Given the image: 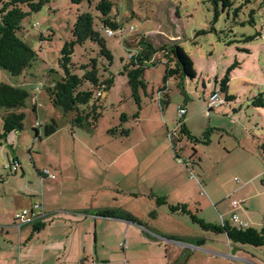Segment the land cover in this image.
I'll use <instances>...</instances> for the list:
<instances>
[{
  "label": "rangeland",
  "instance_id": "obj_1",
  "mask_svg": "<svg viewBox=\"0 0 264 264\" xmlns=\"http://www.w3.org/2000/svg\"><path fill=\"white\" fill-rule=\"evenodd\" d=\"M109 1L114 11L118 9L124 37L120 34L112 37L103 34L106 48L113 58L108 67L109 73L105 76H114V85L98 102L101 105V118L97 128L92 131L76 130L75 134L72 133L71 113L63 115L48 102L45 93L39 91L48 76L56 78L58 73L50 71H59L57 62L60 51L71 40L76 16L87 12L88 4L72 5L70 0H48L41 11L31 13L22 22L23 30L19 38L37 57L32 67L19 77L0 71V83L21 87L30 95L22 110L25 119L19 134L13 133L4 139L1 136L3 131L0 119L1 219L12 222L15 209L28 207L19 205L21 194L28 191L41 192L43 182L38 177L37 167H47V163L54 161L70 168L72 174L73 166L78 163L82 171H90L92 174L99 169L100 175L105 177V183L114 185L117 181V172L111 165L114 156L126 146L133 145L134 157H131L137 159V171L146 172L148 176H162L160 182L153 179L148 183L156 192H151L140 181L137 184L139 187L135 188L136 193H142L137 201H133L135 198L128 194L115 193L120 206L145 216L140 220L143 230L153 229L149 224L147 226L151 221L162 229L163 214L168 213L173 220L171 226H178L180 231L183 229L185 235L200 236L206 246L214 247L211 243L216 237L220 254L234 259L240 253H245L242 256L251 262L253 257L264 262V246L253 248L230 244L222 234L206 233L187 216L172 213L169 209L170 206L184 204L206 223L221 224L222 217L231 225L238 226L232 221V216H236L238 221H246L253 228L264 229V153L260 150L264 143V107L258 106L256 100L261 94L264 102V0H236L235 7L242 6L238 18L233 20L232 13L228 17L221 14L216 22H213L212 6L206 0ZM251 10L255 12L254 28L246 23ZM91 13L98 16L92 8ZM130 27L133 31H130ZM256 32L261 33V36L249 43L243 42ZM139 36H146L154 43L174 41L191 60L196 78H170L165 82L164 63L158 56H154L143 75L145 88L138 91V107L127 79L120 75V71L126 61V50L129 47L135 48ZM87 46L74 47V63L85 62L80 56ZM93 50L97 51L95 47ZM226 76L227 94L234 97V100L209 111L206 101L212 92L220 93L223 100L225 98L221 82ZM34 102L36 108L32 113L31 104ZM181 107L187 109L186 125L194 137L200 138L199 142L189 140L179 129L175 132L178 109ZM137 113L139 117L135 120L133 116ZM121 116L127 117L122 128L128 130L129 134L123 138L119 132H114L118 134L115 138L109 131L120 125ZM53 120L58 129L55 134L45 137L44 127ZM182 123L185 124L183 120ZM34 128L39 132L37 138ZM206 132L208 134L203 138ZM91 135L100 144L98 152L93 146H88ZM97 155L102 158L95 159L96 162L91 161ZM11 157L17 159L19 164L15 171L9 168L13 160ZM84 159L88 162L84 163ZM259 173L260 177L253 183L241 188L247 177ZM41 174L47 179H56V175L47 169L42 170ZM163 182L170 187L178 186L180 192L169 191L171 194H164L166 190ZM249 195L255 196L247 202L244 197ZM107 196L109 203V199L113 198ZM37 198L32 200L38 201ZM156 198L167 200V204L160 206L161 212L158 213L161 216L157 219V213L151 210L154 204L158 206ZM29 199L24 197L25 201ZM37 205L42 220L46 214L41 203ZM242 213L250 218H243ZM139 226L138 231L110 228L103 248L105 255L97 258L95 263L246 264L236 259L231 261L204 253H189V249L184 253L182 250L175 254L168 253L166 258V248L171 244L159 237H154L156 240L152 241ZM246 226L244 224L241 227ZM12 236L17 240V233ZM2 241L0 235V245L4 244ZM122 244H126L125 250L120 249ZM102 259H106L107 263Z\"/></svg>",
  "mask_w": 264,
  "mask_h": 264
},
{
  "label": "trees",
  "instance_id": "obj_2",
  "mask_svg": "<svg viewBox=\"0 0 264 264\" xmlns=\"http://www.w3.org/2000/svg\"><path fill=\"white\" fill-rule=\"evenodd\" d=\"M206 1L212 6L213 22H216L221 14H226L228 17L230 13L234 20L238 18L239 12L242 10L241 5L235 7L236 0ZM70 2L72 5H81L85 2L89 9L76 16L71 29V40L66 42L60 51L57 62L59 71H50V73H58L56 78L48 76L47 81L40 85L39 91L44 92L48 102L55 109L60 110L63 115L68 116L71 113L70 124L72 133H75L76 130L92 131L97 128L101 118V105L98 102L114 85V76H105L106 73H109L108 67L113 58L105 45L104 30L109 29L114 32L113 35L120 34L122 36L124 28L118 18V9L114 11L113 4L109 0H98L97 2L94 0H70ZM47 3L48 0H0V71L13 77H19L32 67L37 55L19 38V34L23 30L22 22L31 13L41 11ZM91 8L98 16L91 13ZM254 15V10H251L248 14L249 19L246 21L253 28L255 27ZM244 24L245 22L242 23V25ZM259 36L261 33L256 32L254 36L245 38L243 42L249 43ZM85 45H92L91 47L87 46L80 56L81 60L84 59L85 62L74 63L72 61L74 47H84ZM94 47L97 51L93 50ZM126 52V61H124L120 75L127 79L132 97L138 107L140 102L138 91L145 88L143 75L154 56H158L164 63L165 82L170 78L180 80L196 78L191 60L174 41L154 43L146 36H139L135 48L129 47ZM230 69L227 71L228 73ZM227 90L228 78L226 76L221 82V91L226 94L225 103L234 100V97L227 94ZM261 96L259 94L256 100L258 106L264 107ZM29 97V93L21 87L0 83V119L3 131L1 136L4 139L11 133L22 131L25 119L22 110ZM32 107L36 108L35 102ZM32 110L34 111V109ZM138 117L139 113L135 114L133 119L138 120ZM119 119L120 125L115 130H110L109 134L111 133L116 138L118 134L115 133L119 132L120 137L126 138L129 131L122 128V123L127 120V117L121 116ZM57 129L58 126L53 120L44 127L43 135L45 137L53 135ZM178 129L189 140L199 142L200 138L194 137L181 120H178L175 132ZM33 130L35 138L39 137L38 130L36 128ZM207 134L208 132L204 134L203 138ZM260 150L264 153V143L260 146ZM156 203L158 206L165 205L167 200L156 198ZM169 209L172 213L187 216L194 225L199 226L206 233L224 234L230 244L253 248L264 246V229L234 226L228 221L221 224L206 223L197 218L184 204L170 206ZM99 215L103 218L121 219L141 224L139 220L120 209L103 210ZM43 227L44 225L41 223L34 224L33 233H38ZM198 244H202V242H198Z\"/></svg>",
  "mask_w": 264,
  "mask_h": 264
},
{
  "label": "crops",
  "instance_id": "obj_3",
  "mask_svg": "<svg viewBox=\"0 0 264 264\" xmlns=\"http://www.w3.org/2000/svg\"><path fill=\"white\" fill-rule=\"evenodd\" d=\"M104 96L105 94L103 97ZM183 108L184 107H181V109ZM32 109L34 108L31 107V110ZM185 110L186 114L181 121L183 120L185 123L184 125L188 128L190 133L193 134L186 125V120H188V118H185L187 109L185 108ZM33 112L32 110V113ZM35 112L37 114L38 111L36 110ZM90 139V144H88V146L91 148L93 146L96 152H98L100 144L94 136L91 135ZM133 150L134 146L129 145L115 154L111 164L115 167V171L117 172V179H115L117 181L114 185L110 182L105 183V177L102 176L103 174L100 175L99 169H96L95 173L92 174L90 171H82L78 163L73 166L72 172L74 173L72 174L70 168L57 164V162L54 161L47 163V167H37L36 171L38 177L41 182H43L41 185V192L28 191L26 194L23 193L20 198H18V202L21 207L25 205L28 206L20 210L30 209L33 205L41 203L43 211L46 214V217L40 222L44 227L35 234L32 230L33 225L22 226L18 229L13 219L14 214L20 211L18 209H15L16 212L12 216V222H8L6 219L3 220L0 217V235L2 240H4L2 241L4 244L0 245V264H96L95 261L97 258L105 255L103 254V248L106 246L105 240L108 238L110 228L116 230L127 228V231L130 229L138 231L137 227L140 225L139 223L121 219L103 218L99 215L103 210L120 209L129 213L139 221L145 218L144 215H138L136 211L120 206L119 200H117L115 196L116 192H119L121 195L128 194L130 197L135 198L133 201H137L138 196L142 194L136 193L135 190V188L139 187L137 184H139L140 181L145 183L144 185L148 186L151 192H156L155 188L152 187V185H148V183L153 179H155L153 181L156 182H160L162 179L160 175L148 176L146 172L139 173L136 165L137 159L134 160V158L131 157L133 156ZM99 158L102 157H98V155L94 156L91 161L96 162L95 159ZM10 159L15 158L11 157ZM15 160L17 161V159ZM87 162L86 160L84 161V163ZM45 169L56 175V179L50 180L43 176L41 173L42 170ZM260 174L261 173L247 177L248 179L245 185L241 186V188L244 189L248 184L253 183L258 176L260 177ZM164 184L165 182L162 183V185ZM166 184V191L164 194H171L168 193L169 191H174L176 193L180 192L178 186L170 187ZM237 190H239V188ZM107 195H110L109 198H113L109 199V203ZM25 196L30 199L25 201ZM254 196L255 195L245 196L244 200L249 202ZM34 197H38V201L32 200ZM159 209L160 206H155V204L151 207L152 212L157 213L155 216L156 219L161 216L159 215L161 212ZM163 215L164 220L161 225L163 226L162 229H159L153 221L147 223V226L149 224L153 229L143 230L141 225L139 227L142 232L147 233V235L151 237L152 241L153 239L156 240L154 237H159L161 240L171 244L166 248V258L168 253L175 254L181 250L185 252L189 249V253H204L212 257L218 256L223 259H230L231 261L236 259L246 264H264L263 261L256 257L251 258L253 262L245 259L242 256V254L245 253H240V256H235L234 259L220 254L217 250L216 237L213 243H211L214 247H208L200 236L185 235L183 229L180 231L178 226H171L173 220L171 218L172 216H169L168 213ZM242 217L245 219L250 218L246 213H242ZM220 219L222 223L225 221L222 217H220ZM239 221L250 226L246 221ZM15 233H17L18 236L17 240L12 236V234L15 235ZM222 236L226 239L224 234H222ZM226 241L228 242L227 239ZM198 242H202L203 244H198ZM152 244H154V242H152ZM172 244L174 246H172ZM125 245L126 244H122L120 249L125 250ZM246 255L249 257L248 254ZM102 260L107 263V261H105L106 259Z\"/></svg>",
  "mask_w": 264,
  "mask_h": 264
},
{
  "label": "built area",
  "instance_id": "obj_4",
  "mask_svg": "<svg viewBox=\"0 0 264 264\" xmlns=\"http://www.w3.org/2000/svg\"><path fill=\"white\" fill-rule=\"evenodd\" d=\"M130 31H133L132 27H130ZM104 33L108 37H112L114 34V32L109 29L104 30ZM123 37H124V34H123ZM223 103H224V100L221 98V95L218 92H212L206 101L208 110L215 109L223 105ZM185 114L186 112L184 109H181V108L178 109L179 120H181ZM18 166L19 164L17 163V161H14V160L10 161V164H9L10 171H15ZM233 205H235V203H233ZM14 221L18 229L21 228L22 226L34 225V224L40 223L41 217L39 216L38 205L35 204L32 206L31 209H23V210L16 212L14 214ZM232 221L240 227L244 225L242 222L237 220L236 216H232Z\"/></svg>",
  "mask_w": 264,
  "mask_h": 264
},
{
  "label": "water",
  "instance_id": "obj_5",
  "mask_svg": "<svg viewBox=\"0 0 264 264\" xmlns=\"http://www.w3.org/2000/svg\"><path fill=\"white\" fill-rule=\"evenodd\" d=\"M19 133V132H18Z\"/></svg>",
  "mask_w": 264,
  "mask_h": 264
}]
</instances>
